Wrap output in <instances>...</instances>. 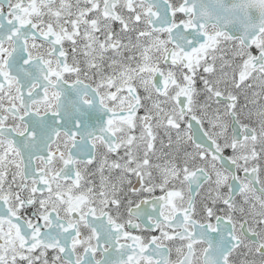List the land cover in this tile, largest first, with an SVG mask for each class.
Instances as JSON below:
<instances>
[{"label": "snow or ice", "instance_id": "6c2138e0", "mask_svg": "<svg viewBox=\"0 0 264 264\" xmlns=\"http://www.w3.org/2000/svg\"><path fill=\"white\" fill-rule=\"evenodd\" d=\"M0 264H264V0H0Z\"/></svg>", "mask_w": 264, "mask_h": 264}]
</instances>
